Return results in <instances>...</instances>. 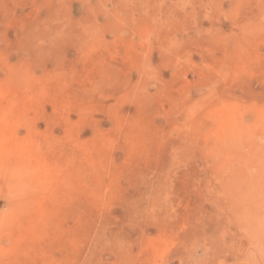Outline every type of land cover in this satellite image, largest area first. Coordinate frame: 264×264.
I'll return each instance as SVG.
<instances>
[{"label": "rangeland", "instance_id": "1", "mask_svg": "<svg viewBox=\"0 0 264 264\" xmlns=\"http://www.w3.org/2000/svg\"><path fill=\"white\" fill-rule=\"evenodd\" d=\"M0 264H264V0H0Z\"/></svg>", "mask_w": 264, "mask_h": 264}]
</instances>
